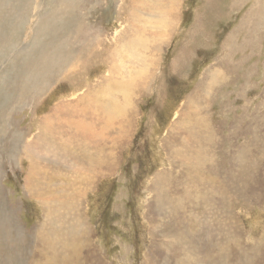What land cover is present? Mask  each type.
<instances>
[{
    "label": "rangeland",
    "instance_id": "374dc122",
    "mask_svg": "<svg viewBox=\"0 0 264 264\" xmlns=\"http://www.w3.org/2000/svg\"><path fill=\"white\" fill-rule=\"evenodd\" d=\"M0 2V264H264V0Z\"/></svg>",
    "mask_w": 264,
    "mask_h": 264
},
{
    "label": "bare ground",
    "instance_id": "6f19581e",
    "mask_svg": "<svg viewBox=\"0 0 264 264\" xmlns=\"http://www.w3.org/2000/svg\"><path fill=\"white\" fill-rule=\"evenodd\" d=\"M3 6H5V4L3 5L1 2H0V7H3ZM24 6V5H23ZM25 8V7H24ZM27 10V9H26ZM21 12V11H20ZM165 14V13H164ZM47 20V19H46ZM52 20V19H51ZM43 21V20H42ZM54 21V20H53ZM48 22V21H47ZM50 22V21H49ZM52 23V22H51ZM60 23V22H59ZM55 25V24H54ZM129 46V45H128ZM132 48V47H131ZM42 56L43 55H39L38 57H40L39 59H42ZM44 57V56H43ZM39 59H33L32 60V62L33 63H37V62H40V60ZM42 62V61H41ZM240 162H242V160H240ZM246 167V166H245ZM55 243V242H54ZM73 244V243H72ZM65 245V244H64ZM57 246V245H56ZM64 248V247H63ZM77 248V247H76Z\"/></svg>",
    "mask_w": 264,
    "mask_h": 264
}]
</instances>
